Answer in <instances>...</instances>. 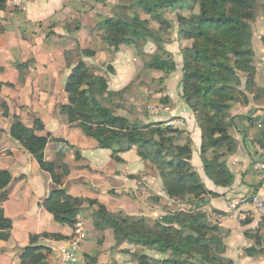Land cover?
<instances>
[{"label": "crops", "instance_id": "1", "mask_svg": "<svg viewBox=\"0 0 264 264\" xmlns=\"http://www.w3.org/2000/svg\"><path fill=\"white\" fill-rule=\"evenodd\" d=\"M89 2L34 0L18 10L0 5V175L7 173L11 177L0 190V197H7L0 208L13 223L10 238L0 240V264H22L23 249L31 245L33 237H40L38 246L52 249L48 264H58V250L72 237L74 227L57 223L43 206L54 191L63 190L74 200L81 201L77 216L85 222L87 239L81 245L77 264H139L136 254L155 260L166 258L156 250L129 240L119 242L113 229L97 223L96 212L100 205L112 215L142 218L148 223L189 207L167 196L156 163L143 160L136 147L120 152L118 157L122 162H117L113 153L117 144L102 148L96 139L70 124L61 110L68 103L65 87L77 64V60H72L75 56L79 55L77 59L81 58L95 74L107 80L109 91L116 95L110 102L107 94L104 99L112 106H117L116 97L133 83L137 75L133 70L139 69L135 65L140 61L134 58L136 48L121 46L114 52L105 44L101 37L104 34L102 23L97 24L95 20L100 5ZM87 3L91 7L83 10ZM147 45L144 55L140 56L142 60L155 52L152 43ZM85 50L95 55L85 57L82 54ZM173 56L178 66L167 79L165 92L171 113L154 118L163 123L177 116L186 123V132L192 141L191 163L208 191L216 194L206 195L195 204L224 213L230 202L252 196L264 199V172L254 167L242 138H239L237 152L227 162L235 176L231 187L216 186L205 174L201 159L202 132L195 114L178 92L182 58L175 53ZM170 84L176 88H171ZM239 112L235 116L237 122L246 116L244 111ZM17 122L29 128L43 125L36 135L51 139L45 150V161L57 166L67 165L70 171L60 186L12 138L11 129ZM237 130L241 132L239 126ZM104 141L109 142L110 137ZM256 218L242 223L225 220L216 224L206 215L202 220L209 226H217L225 260L233 264H264V219ZM44 234L61 235L68 240L44 239L41 237ZM250 249L253 255L247 253Z\"/></svg>", "mask_w": 264, "mask_h": 264}, {"label": "trees", "instance_id": "2", "mask_svg": "<svg viewBox=\"0 0 264 264\" xmlns=\"http://www.w3.org/2000/svg\"><path fill=\"white\" fill-rule=\"evenodd\" d=\"M258 2L262 0H131L129 7H119V10L130 13H118L104 19L101 24L103 31L109 34L103 40L114 52H118L121 46L140 48L149 39L160 49L164 39L151 29L147 20L140 17L139 11L143 10L144 14L154 15L156 21H161L164 11L190 10L195 6L199 8L202 20L200 24L182 15H178L177 19L179 37L193 42L191 47L183 51L182 96L195 114L202 132L201 159L204 172L216 186L223 188L231 187L235 181L234 174L227 166L228 159L238 149V140L235 138L238 130L231 111L241 100V95H244L245 105L250 103L245 93L250 92V86L254 82L249 76L254 55L252 21ZM0 5L3 7V0ZM162 21L163 24H168L167 21ZM82 54L85 57L95 55L90 50H85ZM176 67L174 61L170 62L159 54L152 56L146 64L147 70L167 74L174 72ZM212 69H218L220 73H209ZM240 74L245 75L243 79L246 84L238 82L230 85L225 82L226 79L238 78ZM193 87L195 90H192ZM65 92L68 103L61 110L69 123L77 125L88 137L96 139L102 148L111 143L117 144L113 151L117 162H122L118 157L120 152L136 147L143 160L156 163L164 190L170 199L187 204L206 195L216 196L208 191L191 163V139L187 145H180L176 142L183 132L178 129L164 127L163 123L143 126L118 115L104 99L107 94L110 102L116 95L109 91L107 80L95 74L81 58L77 60L67 80ZM42 128L41 123L29 128L17 122L11 129V136L37 160L44 171L52 175L53 182L60 186L70 171L67 165L57 166L45 161V150L51 139L49 136L36 135V131ZM107 137H110L109 142L104 141ZM10 180L9 174L1 173L0 190ZM6 199V196L0 197V203ZM43 206L57 223L74 227L81 201L58 190L44 201ZM96 214L97 223L103 224L104 228L113 229L119 242L129 240L166 256L163 260H155L144 254H136L139 264L225 262L223 243L218 235H212L218 229L203 222L202 214L178 211L154 223H148L142 218L112 215L101 205ZM186 216L188 218L183 219ZM12 228V221L5 217L0 208V240L9 239ZM41 237L56 241L68 240L54 234H44ZM39 239L40 237H33L31 245L23 249L22 264H48L47 257L52 249L38 246ZM214 242L223 246V252L216 254L217 256L212 254ZM247 253L253 255V250L250 249Z\"/></svg>", "mask_w": 264, "mask_h": 264}, {"label": "rangeland", "instance_id": "3", "mask_svg": "<svg viewBox=\"0 0 264 264\" xmlns=\"http://www.w3.org/2000/svg\"><path fill=\"white\" fill-rule=\"evenodd\" d=\"M1 1V0H0ZM91 2H95V0H90ZM109 0H102L101 2H95V4H99L97 11H99L98 16H96L95 20L97 24L110 16L114 17L118 13H130L129 11H121L119 10V7H129L131 5V0H114L115 2H108ZM89 2V3H91ZM87 3L83 6V10H87L91 5ZM5 5V4H4ZM192 9V10H191ZM190 10H167L162 13V20L167 21V25L163 24V21H156L154 19V15H146L144 14L143 10L139 11L140 17L143 20H147L149 22V26L151 29L158 34L161 35V37L164 39V42L162 45H160V49L157 47L156 43L149 39L146 44H143L140 48H136L139 55L134 54V58H137V60H140L139 63L135 64L138 66V70H133V73H135L136 77L131 84L129 89L126 90V92L122 93V95H119L116 97L117 100V106H112L114 110L117 112L118 115H126L127 118L133 122L137 123L139 125H143L145 123L148 124H155V123H161L156 122L154 117H160L166 114L171 113V106L169 105V102L167 100L169 99L168 96H165V92L167 90L166 88V81L169 78V76L172 73H164L160 71H153V70H147L146 64L147 62H150L152 56L159 54L162 55L166 60L172 62L175 61L173 54L175 53L177 56H181L182 61L179 64V70H183V51L186 48H189L192 46V41L181 39L179 37V22H178V15H182L183 17H186L188 20L200 24L202 22L201 20V13L198 7H192ZM254 20L252 21V31H253V62H252V69L250 72V76L254 82L250 86V92L245 93V88L243 93L247 95L249 98V104L245 105L243 102L244 95H241V100L239 103H237L234 106L233 111H231V115L234 116L238 115L241 111L243 112V116L240 120V122H236V127L238 129H241V132H237L238 135L235 134V138L238 137V141L240 142L239 138H242V141L247 146V149L249 148V152L251 155V160L254 164V167L258 172L263 171L264 172V0L262 2H258L256 5V8L254 10ZM79 21V20H78ZM77 21V22H78ZM103 39L105 37H109L108 33L103 34L101 36ZM149 43H152L156 48L154 49L153 55H148L143 60L140 58V56L144 55V49L147 47ZM171 49L173 54L170 52ZM89 51V50H88ZM79 55L74 57L72 60H78L77 58ZM176 66L177 63H176ZM209 73L211 74H219L220 71L218 69H212L209 70ZM245 75L240 74L238 78L235 79H226L225 82L230 85H236L238 82L245 83L246 80L243 79ZM182 77H183V71H182ZM182 78L179 82L178 92L181 96V99L184 101L185 105L186 102L183 98V86L181 84ZM171 85V84H170ZM171 88H176V86H172ZM176 90V89H175ZM192 90H195V87L192 88ZM176 92V91H174ZM157 95H162L159 98ZM202 95V94H201ZM209 96V95H208ZM223 96H225V93H223ZM107 103V102H106ZM188 106V105H187ZM150 107L153 109H158L163 107V111L159 115H153L150 112ZM189 107V106H188ZM190 109V108H189ZM259 112V113H258ZM241 115V114H240ZM252 115V116H250ZM131 118V119H130ZM175 119H181L177 116H172L170 119L163 120L164 127L172 128V129H178L183 134L178 137V140L176 143L180 145H187L188 141L190 140L189 134L186 132V123H183L181 126H168L167 123L170 121H173ZM196 119V118H195ZM240 119V118H239ZM237 139V138H236ZM238 142V146H239ZM195 202L187 203L189 204V207H193L195 205ZM199 206V205H198ZM188 207V208H189ZM184 208V207H182ZM186 209V208H185ZM197 213L202 214L203 218L204 216L209 214L203 212V207H198L196 210ZM188 216H186L183 219H187ZM216 224L217 222L214 218L210 217ZM255 219V218H254ZM257 219V218H256ZM259 219H264V217H259ZM246 220L243 222L250 221ZM238 222V221H237ZM242 223V222H240ZM212 227V226H211ZM217 227V226H215ZM212 235L217 236V231H213ZM219 236V235H218ZM214 251L212 252L213 255L220 254L223 252V246L220 243L214 242ZM217 256V255H216ZM217 264H233L232 262L225 260V262H218Z\"/></svg>", "mask_w": 264, "mask_h": 264}, {"label": "built area", "instance_id": "4", "mask_svg": "<svg viewBox=\"0 0 264 264\" xmlns=\"http://www.w3.org/2000/svg\"><path fill=\"white\" fill-rule=\"evenodd\" d=\"M33 1L34 0H3L6 7L16 10L27 7ZM162 111L163 107H158V109L150 107V112L153 115H159ZM182 124L183 121L179 119L167 123L168 126H181ZM197 209L198 204H195L192 208H182L180 211H196ZM203 212L209 214L210 217L214 218L219 223L225 220L243 222L256 217H264V199L261 196H252L249 199L244 198L240 201L230 202L228 210L224 213H219L210 207L203 208ZM86 239L85 222L81 216H77L72 237L58 250V264H77L81 245Z\"/></svg>", "mask_w": 264, "mask_h": 264}]
</instances>
